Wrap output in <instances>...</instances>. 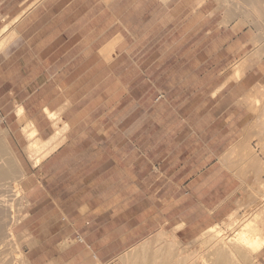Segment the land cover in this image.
<instances>
[{
	"label": "crops",
	"instance_id": "crops-1",
	"mask_svg": "<svg viewBox=\"0 0 264 264\" xmlns=\"http://www.w3.org/2000/svg\"><path fill=\"white\" fill-rule=\"evenodd\" d=\"M182 6L190 4L186 5L185 1L164 4V0H43L19 22L17 36L0 52V69L6 66L7 71L18 73L16 82L7 77L0 88L18 90L4 92L2 103L13 105L19 102L43 138L54 132L46 111L48 114L63 107L61 117L68 125L65 144L43 161L37 176L33 175L36 179H31L32 186H26L27 191L35 189L40 194L39 198L53 201L58 213L64 211L70 214V208L76 210L83 206L78 200L83 191V177L87 176L77 171L70 173L69 170L71 167H86V164L77 159L79 154L76 152L79 151L70 141V135L80 122L75 120L81 115V112H72L73 108L88 101L90 91L85 90L77 97L69 88L73 83H88V73H96V87L105 82L109 76L106 72L114 76L115 72L122 71L121 63L125 58L130 60L129 70L140 73L138 77L158 64H164L165 73H222L250 50L243 37L233 33L237 39L234 46L229 42L231 45L228 44V47L219 50L216 47L213 51L207 49L201 53L199 38L191 53L193 67H168L184 62L189 51L177 57L178 54L170 50L175 46L173 39L171 44L166 40L164 46L162 43L160 47L155 45L164 40L165 25L177 20V11ZM207 14L210 24L211 19L216 17ZM227 30L224 28L219 36H224ZM203 33V39L210 46H215L218 32L210 29ZM233 39L230 38L231 41ZM253 64L258 65L257 74L264 71V58ZM252 65L247 66L244 73ZM30 73L47 75L40 83H33L34 79L28 77ZM230 75L232 72L222 83H191L196 90L184 97L172 92L184 80L167 81L174 84H170L173 88L164 91V102L178 101L192 105L184 118L188 130H185L183 140L168 154L176 153L171 160L174 165H168L174 170L171 174H164V186L172 185L164 193V227L181 226L176 230L181 236L192 237L234 211L238 194L243 195V191L240 189V178L230 169L247 167V173L254 175L255 172L250 170L257 168L254 183L258 189L250 183L248 189L252 195L253 192H264L260 189L264 187V172H260L264 167V157L255 147L256 143L264 146V135L259 131L258 119L243 105L254 103V96L250 97L249 93L257 80L250 83L243 79V74L239 81L227 82ZM144 80L151 82L149 77ZM189 86L187 84L186 88ZM233 91L238 94L233 95ZM11 112L12 109L7 114ZM183 143L186 146L181 150ZM253 163L254 166L251 165ZM70 200H73L70 206L64 207V203ZM260 208L261 205L257 209ZM118 215L120 218L121 213ZM72 220L74 223L78 221ZM118 225L120 230V223ZM257 259L264 264V246L257 253Z\"/></svg>",
	"mask_w": 264,
	"mask_h": 264
},
{
	"label": "rangeland",
	"instance_id": "rangeland-1",
	"mask_svg": "<svg viewBox=\"0 0 264 264\" xmlns=\"http://www.w3.org/2000/svg\"><path fill=\"white\" fill-rule=\"evenodd\" d=\"M32 1L0 0V28ZM205 8L198 11L196 6H182L177 11V20L165 25L164 40L156 43L155 47H160V43L164 46L166 40L171 44L173 39L175 46L170 50L177 53V57L189 51L183 59L184 62L168 67L175 69L181 65L184 68L193 67L191 53L199 38H201V53L207 49L213 51L216 47L217 50L228 47V44L231 45L229 42H232L234 46L237 39L233 33H237L239 37L242 36L247 49H251V44L247 41L250 36L248 28L243 25H237L234 28L229 26L226 34L219 36L224 32V28H219L215 23L219 17L211 19L208 24ZM205 20L207 24H204ZM210 29L218 32V38L214 41L215 46H210L203 39V32ZM231 37L234 38L232 41ZM240 58L222 73L216 71L165 73L164 64H158L152 65L141 77H138L139 72L129 70L130 60L125 58L121 63L122 71L115 72L114 76L106 72V76L108 74L109 76L104 83L96 87H94L97 84L96 73H88V83H84L85 81L73 83L69 91L76 93L77 97L85 90H89L90 93L87 96L88 101L77 104L72 111L81 112V115L75 120L80 122L70 135V141L79 151L76 152L79 154L77 159H82L86 167H71L69 172H82L83 176L87 177H83V191L79 194L81 199L78 200L83 206L76 210L70 208V214L64 211L58 213L54 202L45 197L39 198L40 194L36 193L35 189L26 190L27 185L32 186L31 179H36L34 176H37L40 167H34L33 160L25 149L27 138L23 133L25 119L22 116L25 118L27 116L25 112V115L16 112L17 106L21 104L19 102L13 105L2 103L4 98H1V95L4 92H17L18 89L0 88V116L5 117V123L0 126V132L5 135L9 150L25 172V176L20 181L23 197L21 200H15L17 203H15L14 212L8 213L5 217L6 223L5 219L2 223L5 228H3L4 233L11 228V235L4 239L3 251L1 250L4 253L1 254L0 251V255L3 256L0 264H93L92 257L99 259L101 264H106L114 256L133 249L137 242L150 233L161 228L166 232L173 229L169 225L164 227V193L172 186H164V174H171L174 170V167L168 168V165L170 163L174 165L171 160L176 153L169 156L168 154L178 142L183 140L185 130H188L184 118L187 112H190L192 105L178 101L164 102V91L173 88L170 84H174L167 81L184 80V83L179 87L175 86L172 92L179 93L181 97L192 95L196 88L192 87L191 83L224 82ZM188 60L190 62H187ZM219 66L220 64L217 67ZM257 67V64H253L248 68L243 79L250 83L257 80V84L264 82V71L257 74ZM98 74L100 76V73ZM46 75L47 73H30L28 77L34 79L33 83H40ZM17 76L18 73L7 71L4 66L0 69V84L7 77H12L16 82ZM146 77L150 78V83L144 80ZM187 84L190 86L186 88ZM232 94L238 93L233 91ZM240 102H238L239 106ZM253 104L252 102L243 105L255 116V119H258L260 110L259 112L254 110L251 107ZM11 109V114H7ZM62 110L63 107L57 110L58 113L55 112L57 116L61 117ZM46 115L48 116L47 111ZM49 119L54 131L57 126L56 118L51 116ZM64 137L66 139L65 133ZM65 139L64 142L67 140ZM185 146L183 143L181 150ZM255 147L260 149V154L264 157L263 144L256 143ZM230 170L240 178V189L243 191V196L241 193L238 194L237 202H240V205L245 202L247 204L244 205L245 207L242 206L246 210L237 209L238 214H242L243 220L249 217V212L252 214L256 211L260 203L263 204L264 197L256 201V205L252 204L256 199H252L253 206L249 207L247 201L253 196L248 194L246 183L254 181L252 179L254 175L250 177L249 174L247 177V167ZM245 178L248 179L243 180ZM251 185L253 188L256 187L255 183ZM248 195L251 196L248 198ZM239 198L242 200L239 201ZM72 202L73 200L66 201L64 207H69ZM236 207H239V204H236ZM247 209L248 212H246ZM227 216L217 223L224 224ZM72 219L78 221L74 223ZM119 223L120 230H118ZM176 227L177 230L181 226ZM176 230V239L181 242V245H195L196 235L203 231L192 237H185L178 234ZM78 237L82 241H78ZM163 244L165 242L162 241L141 244L136 249L140 256L138 254L139 257L130 258L129 264H145L154 249L164 247ZM4 256H7V259ZM253 264H260L257 254Z\"/></svg>",
	"mask_w": 264,
	"mask_h": 264
},
{
	"label": "bare ground",
	"instance_id": "bare-ground-1",
	"mask_svg": "<svg viewBox=\"0 0 264 264\" xmlns=\"http://www.w3.org/2000/svg\"><path fill=\"white\" fill-rule=\"evenodd\" d=\"M42 1L43 0H33L0 28V52L17 36V25L19 22ZM174 1L178 3L185 1L186 5L190 4L191 6L193 4L196 6V9H200L201 11L206 7L205 10L209 17H219L217 20L219 28H228L229 26L234 28L237 25H243V27L248 28L250 31L248 42L251 44V49L240 59L239 64L233 68L232 75L227 79V82L229 80H234V82L239 81L247 66L252 64L253 61L259 62L264 58V0H164V4ZM261 83L258 82V84L251 89L249 95L250 97L254 96V104L251 107L258 112L260 110V114L258 113V121L260 133L264 135V84ZM16 112L24 114V109L21 105L17 106ZM48 116L49 118L51 116H53L54 119L56 118V121H54L57 126L53 134L46 138L39 135L32 120L22 116L23 119H25L23 133L27 138L25 149L28 156L33 160L34 167L40 166L43 161L52 155L62 144H65L64 133L66 132L67 123L61 117L57 116L55 112H49ZM251 165L254 166V163ZM252 171L255 172L252 178L255 181L257 168H251L250 172L252 173ZM261 171L264 172V167L261 168L260 172ZM249 174L250 173L247 174V177H249ZM24 176V170L7 146L5 135L0 132V251H3L2 247L4 246V239L6 236L9 234L11 235V228H9L8 232L5 231L4 233V225L2 223L4 219L6 223L5 217L8 213L14 212L15 203H17L15 200H21L23 197L20 181ZM251 176H253V174H250V177ZM247 179L248 178H245L243 180ZM242 183H244V181ZM248 185L247 183V186ZM255 188L258 189L257 186ZM260 189H264V187H260ZM263 193V190H261V192H253L252 195L249 191L248 194L253 196V198H251V195H248V198L250 197L249 200L247 199L249 207L257 203L256 200L259 196L261 197L260 200L263 199ZM258 194L260 195L258 196ZM241 198H239V201L242 200ZM252 199H256L255 202L253 201L252 203ZM237 204H239V207H236V210L228 214L224 224L223 222L221 223L222 226L220 223H215L196 235L195 245L192 243V245H181V242L176 239L175 230L177 227L167 232L161 228L137 242L138 244L133 249L126 250L114 256L106 264H129L130 258L138 254L140 256V253L136 249H138L141 244L150 241L155 243L162 241L165 242V244H163L164 247L155 248L145 264H253L256 254L264 246V204L262 207V203H260L261 208L256 209V207V211L252 214L249 212V217L243 220L241 217L242 214L239 215L238 211L243 209L242 206H244L246 202L241 203V205L240 202H237ZM238 208L239 210H237ZM246 212H248V209ZM14 221H16L15 218ZM2 251L1 254L4 253ZM4 257L7 259V256ZM1 258H3V256L0 257V259ZM92 260L91 262H93V264H101V261L97 258L94 259L92 257ZM1 263L4 262L1 261Z\"/></svg>",
	"mask_w": 264,
	"mask_h": 264
},
{
	"label": "built area",
	"instance_id": "built-area-1",
	"mask_svg": "<svg viewBox=\"0 0 264 264\" xmlns=\"http://www.w3.org/2000/svg\"><path fill=\"white\" fill-rule=\"evenodd\" d=\"M4 124V118L2 116H0V126ZM79 238V237H78ZM78 241H82L81 238L78 239Z\"/></svg>",
	"mask_w": 264,
	"mask_h": 264
}]
</instances>
